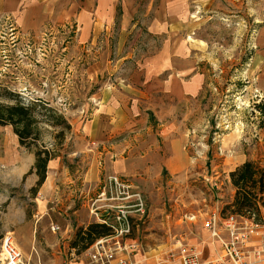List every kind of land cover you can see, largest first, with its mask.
Listing matches in <instances>:
<instances>
[{
	"label": "rangeland",
	"instance_id": "1",
	"mask_svg": "<svg viewBox=\"0 0 264 264\" xmlns=\"http://www.w3.org/2000/svg\"><path fill=\"white\" fill-rule=\"evenodd\" d=\"M31 1L10 0L11 10L0 12V86L26 100L41 101L69 125L62 136H57L60 126H37V147L54 151L59 161L58 169L43 183L63 184L38 196L46 207L43 213L32 189L5 187V183L34 179L36 183V174L29 172L36 148L21 146L11 126L0 125V239L11 232L24 264L80 262L88 246L80 242L72 247L77 231L100 223L94 212L104 215V205H133L138 194L143 211L130 209L132 226L122 241L134 244L136 250L128 253L130 258L140 256L137 263H156L158 255L176 251L179 245L193 248L201 258L202 246L222 245L205 231L204 221L213 211L221 219L233 214L226 208L234 196L229 173L244 161L264 167V117L254 108L264 101V0H186L183 21L204 78L200 94L156 112L145 110L144 127L120 134L109 144H90L81 129L93 112L91 96L115 78L109 71L93 75L99 46L79 42L76 9L86 0H66L64 5L73 6L74 11L65 22L53 23L48 11L45 22L24 27L19 18ZM89 4L93 6L95 0ZM113 16L108 34L112 47L118 41L120 4ZM144 40L143 31L135 29L127 42L141 49ZM115 57L113 53L111 68ZM157 118L170 128L165 139L158 134ZM177 138L182 155L176 156L171 144ZM115 142H126L133 148L131 153L116 155L111 147ZM149 148H154V154L147 153ZM120 160L134 170L116 171ZM169 160L176 165L173 169ZM109 175H117L128 187L110 192L105 187ZM103 190L104 200H100ZM107 214L111 219L114 212ZM220 250L214 260L224 259Z\"/></svg>",
	"mask_w": 264,
	"mask_h": 264
},
{
	"label": "crops",
	"instance_id": "2",
	"mask_svg": "<svg viewBox=\"0 0 264 264\" xmlns=\"http://www.w3.org/2000/svg\"><path fill=\"white\" fill-rule=\"evenodd\" d=\"M65 3L66 0H33L23 8L19 22L24 27H35L47 20L48 11L51 12L49 19L53 23L65 22L70 12L74 11L73 6H65ZM117 4L121 6V16L117 24L118 41L112 47L108 34L109 29L113 28V13ZM186 7V0H95L93 6H90L89 0H86L79 9H76L80 23L79 42L90 47L95 44L99 46L97 63L92 67L91 73L99 76L109 71L115 75L114 81L105 82L90 98L93 112L81 126L83 137L90 144H109L116 141L120 134L124 136L132 131H139L146 122L145 110L151 109L156 112V109L165 108L170 103L185 101L200 94L204 78L197 68L194 47L188 39L191 36L183 21L182 15L187 10ZM11 8L10 0H0V12H9ZM135 29H141L145 35V40L142 42L144 48L137 49L127 42L129 35ZM102 32L103 37H100ZM125 44L130 45L128 49L125 48ZM113 53L116 55L114 58L116 63H114L115 67L111 68L110 59ZM157 121H159L158 134L165 139L170 128H165V120L157 118ZM125 145L126 142H115V146L111 147L116 155L121 156L120 153L129 155L133 148ZM171 145V149L177 151L174 155H180L181 153L178 152L180 139L173 140ZM149 149L147 153L154 154V148ZM168 162L171 169L176 166L173 161ZM58 166L59 161L56 159L48 162L46 179L50 174L55 173ZM114 169L123 172L134 170L127 162L121 160ZM34 181L35 179L32 183H5V187L23 185L28 191L36 186ZM62 184L42 183L33 198L39 200L38 196L44 190L52 186L61 187ZM45 208L42 199L39 200V212L43 213ZM261 226L250 238L248 245L251 247L262 246L261 234L264 232V222ZM205 231L209 234L207 229ZM3 235L12 238L11 232ZM202 247L200 261H215L220 256V244L208 243ZM135 257L136 254L131 257L135 262L141 260L140 256ZM158 258L159 255L156 263L152 260V264H157ZM178 259L176 256L173 262L167 264H180ZM216 261L214 264H221V260ZM224 262L233 264L229 259ZM140 264L151 263L147 261ZM251 264H264V261H255Z\"/></svg>",
	"mask_w": 264,
	"mask_h": 264
},
{
	"label": "built area",
	"instance_id": "3",
	"mask_svg": "<svg viewBox=\"0 0 264 264\" xmlns=\"http://www.w3.org/2000/svg\"><path fill=\"white\" fill-rule=\"evenodd\" d=\"M109 191L120 192L128 186L121 182L117 175L107 176ZM104 187V189H105ZM105 191L100 194V200H104ZM140 195L136 194L135 203L133 205H104L105 214L97 217L100 223L109 228L110 234L96 239L90 244L85 252L84 259L80 262L65 259L58 264H138L129 256V250H136L134 244H124L122 241L126 238L131 230L130 210L132 207L135 211H143V202ZM125 198H128L125 197ZM123 199V198H121ZM93 212V211H92ZM109 212H114V215L109 217ZM204 227L207 228L210 236L213 239L220 240L222 251L224 253L220 262L225 264L224 260H231L233 264H251L252 262L264 261V232L261 234L262 246L254 248L248 245L250 238L255 235L261 225L255 224L253 219L243 220L237 215L230 214L224 219H221L220 213L213 211L209 218L204 221ZM52 231L56 227H51ZM221 231L223 235L221 236ZM0 264H24L22 252L12 241V238L3 235L0 239ZM134 252V251H132ZM178 257L180 264H214L217 261L202 262L199 254L191 247L179 245L175 250L168 251L165 255H159L157 264L165 262H173L175 257Z\"/></svg>",
	"mask_w": 264,
	"mask_h": 264
},
{
	"label": "trees",
	"instance_id": "4",
	"mask_svg": "<svg viewBox=\"0 0 264 264\" xmlns=\"http://www.w3.org/2000/svg\"><path fill=\"white\" fill-rule=\"evenodd\" d=\"M254 108L264 117V101L255 104ZM39 123L60 126L57 136H62L64 129L69 128L65 119L51 107L41 101L26 100L18 93L0 86V125L11 126L21 146L36 148L34 163L29 171H33L37 176L36 186L32 188L33 193L37 192L45 181L48 162L57 156L50 149L37 147ZM229 178L234 188V196L226 208H230L233 214L252 218L255 223L262 224L264 167L253 161H244L229 173ZM109 234V228L102 223L88 224L86 228L77 231L72 247L76 248L80 242L89 246L96 239Z\"/></svg>",
	"mask_w": 264,
	"mask_h": 264
}]
</instances>
